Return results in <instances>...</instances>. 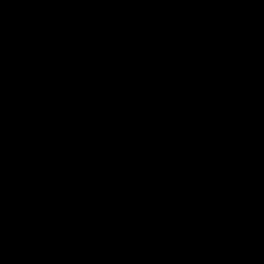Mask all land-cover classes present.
Listing matches in <instances>:
<instances>
[{
    "label": "water",
    "instance_id": "1",
    "mask_svg": "<svg viewBox=\"0 0 264 264\" xmlns=\"http://www.w3.org/2000/svg\"><path fill=\"white\" fill-rule=\"evenodd\" d=\"M0 264H264V0H0Z\"/></svg>",
    "mask_w": 264,
    "mask_h": 264
}]
</instances>
